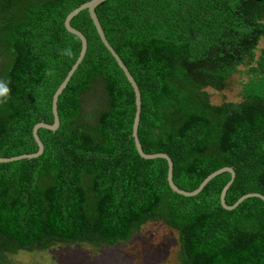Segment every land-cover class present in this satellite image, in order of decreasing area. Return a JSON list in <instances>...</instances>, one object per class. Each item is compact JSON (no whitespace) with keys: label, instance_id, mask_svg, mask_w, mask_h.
<instances>
[{"label":"trees","instance_id":"obj_1","mask_svg":"<svg viewBox=\"0 0 264 264\" xmlns=\"http://www.w3.org/2000/svg\"><path fill=\"white\" fill-rule=\"evenodd\" d=\"M89 1L0 0V158L37 152L33 128L52 124L81 50L65 19ZM95 12L139 88L143 152L168 155L181 190L231 167L228 206L264 196V0H107ZM71 26L87 51L57 98L58 129L38 131V158L0 163V264L78 260L75 248L110 251L151 223L176 233L174 264H264L263 201L225 210L228 173L196 196L173 192L167 162L136 151L133 89L88 11Z\"/></svg>","mask_w":264,"mask_h":264},{"label":"water","instance_id":"obj_2","mask_svg":"<svg viewBox=\"0 0 264 264\" xmlns=\"http://www.w3.org/2000/svg\"><path fill=\"white\" fill-rule=\"evenodd\" d=\"M107 0H91L89 2H86L84 4H82L81 6H79L78 8H76L75 10H73L71 13H69L65 19L64 22V29H66L69 33L77 36L81 42V50L79 53V57L77 59V61L75 62V64L72 66L71 70L68 72L66 78L64 79V81L62 82V84L58 87V89L55 91L54 96H53V101H52V114H53V122L52 124H47V123H38L37 125L34 126L33 131H32V136L34 138V141L37 145V152L34 154H28V155H21V156H17V157H13V158H9V159H5V158H0V163H9V162H14V161H19V160H31V159H35L38 158L40 155H42L43 151H44V145L42 143V141L40 140L39 136H38V131L40 129H45L51 132H55L58 127H59V117H58V112H57V98L59 97V95L63 92V90L67 87L71 77L73 76V74L75 73V71L77 70L79 64L82 62L86 51H87V39L86 37L78 30L74 29L71 26V21L73 20V18H75L80 12L87 10L89 17L93 23V26L95 27L94 29L96 30L98 37L100 38L102 44L104 45V47L107 49V51L111 54V56L114 58V60L116 61L118 67L122 70V72L124 73L127 81L129 82V84L131 85L133 92H134V96H135V107H136V111H135V115H134V120H133V125H132V138L134 139V144H135V148L136 151L138 153V155L145 160H153V159H164L167 162V166L168 169L167 171V182L168 185L170 187V189L175 192L178 195L184 196V197H193L198 195L203 188L212 180L214 179L216 176L222 174V173H228L230 175V180L229 182L224 186V188L222 189V192L220 194V203L221 206L225 209V210H233L235 209L240 203H242L244 200H246L247 198H251V197H257L260 200L263 201L264 203V196L260 195V194H248V195H244L242 196L237 202H235V204H233L232 206H228L225 202V196L226 193L229 189V187L231 186V184L233 183L234 179H235V171H233V169L231 167H225V168H221L215 172H213L212 174H210L207 178H205L202 183L198 186L197 189H195L194 191L188 192V191H184L179 189L173 182V163L171 161V159L169 158L168 155L159 153V154H146L143 152L142 146L140 144L139 138H138V126H139V122H140V112H141V96H140V91L139 88L134 80V78L132 77V75L129 73L127 67L124 65V63L122 62L121 58L118 56V54L114 51V49L112 48V46L109 44V42L107 41L104 31L103 29H101V24L98 20L97 14L95 12L96 8L102 4L103 2H106Z\"/></svg>","mask_w":264,"mask_h":264},{"label":"rangeland","instance_id":"obj_3","mask_svg":"<svg viewBox=\"0 0 264 264\" xmlns=\"http://www.w3.org/2000/svg\"><path fill=\"white\" fill-rule=\"evenodd\" d=\"M227 99L233 100L231 90L224 92ZM221 95H215L214 101ZM176 233L160 223H151L144 226L132 242L114 249L92 252L85 247L75 248L78 260L69 259L67 252L51 251L40 257L21 256L17 264H78L81 260L85 264H174L177 244ZM72 255V254H71Z\"/></svg>","mask_w":264,"mask_h":264}]
</instances>
